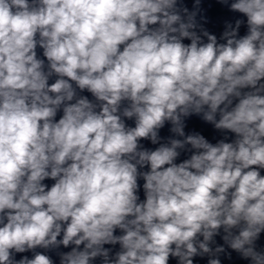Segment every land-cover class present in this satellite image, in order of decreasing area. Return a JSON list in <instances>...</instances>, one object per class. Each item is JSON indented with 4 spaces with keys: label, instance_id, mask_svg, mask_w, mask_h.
Here are the masks:
<instances>
[{
    "label": "clouds",
    "instance_id": "obj_1",
    "mask_svg": "<svg viewBox=\"0 0 264 264\" xmlns=\"http://www.w3.org/2000/svg\"><path fill=\"white\" fill-rule=\"evenodd\" d=\"M216 3L0 0V264H264V0Z\"/></svg>",
    "mask_w": 264,
    "mask_h": 264
}]
</instances>
